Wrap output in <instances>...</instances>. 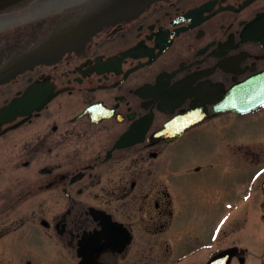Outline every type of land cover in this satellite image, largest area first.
Listing matches in <instances>:
<instances>
[{
    "label": "flooded vegetation",
    "instance_id": "flooded-vegetation-1",
    "mask_svg": "<svg viewBox=\"0 0 264 264\" xmlns=\"http://www.w3.org/2000/svg\"><path fill=\"white\" fill-rule=\"evenodd\" d=\"M103 2L0 12V111L48 99L0 119V264H247L225 234L264 213V0H159L89 36Z\"/></svg>",
    "mask_w": 264,
    "mask_h": 264
},
{
    "label": "water",
    "instance_id": "water-1",
    "mask_svg": "<svg viewBox=\"0 0 264 264\" xmlns=\"http://www.w3.org/2000/svg\"><path fill=\"white\" fill-rule=\"evenodd\" d=\"M26 0H0V11L16 7ZM159 0H107L101 13L90 23L89 36L104 24L130 20ZM44 102L37 90H30L22 99H15L8 107L0 111V119L7 121L16 116L29 115L40 108ZM235 250L223 252L210 260L208 264H229Z\"/></svg>",
    "mask_w": 264,
    "mask_h": 264
},
{
    "label": "rangeland",
    "instance_id": "rangeland-1",
    "mask_svg": "<svg viewBox=\"0 0 264 264\" xmlns=\"http://www.w3.org/2000/svg\"><path fill=\"white\" fill-rule=\"evenodd\" d=\"M250 130H253V129H250ZM252 134H254V133H252ZM255 136L256 135H254V137H248L247 144L249 146H259L260 145L258 140L261 141L262 138H258ZM263 140H264V138H263ZM253 152H254V150H253ZM250 155H252V154H250ZM262 165H264V161H260L258 164L253 165V170L255 171V170L259 169L260 167H262ZM227 180H229V179H226L222 183H225ZM216 191H217V193L212 192V194H210L211 203L214 204V206L216 208V214L212 215L211 222L212 221L214 222L215 220H217L219 218L218 212H220V210L222 208L221 207L222 203H223L222 198H229L228 197L229 192H227L226 187L222 188L221 186L217 185ZM237 203L233 202V205H235ZM259 204L260 203L257 200L256 201H250L247 208H246L247 209L246 213H243L241 216H240V214H238L237 215L238 217L236 216L234 218L233 223L229 226L228 231L225 234L229 238V240H231L233 242H236V241L241 239V240H243L244 244L247 243V246H248L247 250L249 253L247 264H259L260 260L258 257H260L264 251L262 249L264 247V218H262V215L264 216V213L260 211ZM212 213H213V211L211 212V214ZM206 216H207V218L209 217L208 214ZM202 217L203 216L201 215V218ZM245 226H246L247 232L245 231V233H244L242 231V229H244ZM243 243H241V244H243ZM206 254H207V251H206ZM206 254L202 257L203 258L206 257Z\"/></svg>",
    "mask_w": 264,
    "mask_h": 264
},
{
    "label": "bare ground",
    "instance_id": "bare-ground-1",
    "mask_svg": "<svg viewBox=\"0 0 264 264\" xmlns=\"http://www.w3.org/2000/svg\"><path fill=\"white\" fill-rule=\"evenodd\" d=\"M19 21V19H17V20H14L13 22H18ZM0 26H3V25H0Z\"/></svg>",
    "mask_w": 264,
    "mask_h": 264
}]
</instances>
